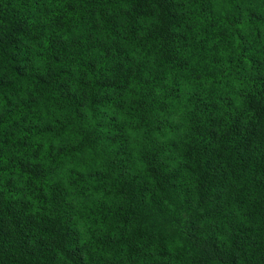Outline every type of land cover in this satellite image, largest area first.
I'll return each instance as SVG.
<instances>
[{"label":"trees","instance_id":"1","mask_svg":"<svg viewBox=\"0 0 264 264\" xmlns=\"http://www.w3.org/2000/svg\"><path fill=\"white\" fill-rule=\"evenodd\" d=\"M0 264H264V0H0Z\"/></svg>","mask_w":264,"mask_h":264}]
</instances>
